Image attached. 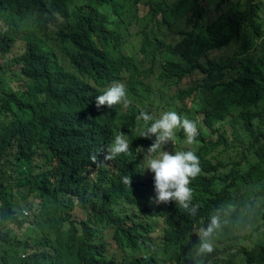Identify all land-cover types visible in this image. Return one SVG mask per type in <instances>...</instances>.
<instances>
[{
    "label": "trees",
    "instance_id": "obj_1",
    "mask_svg": "<svg viewBox=\"0 0 264 264\" xmlns=\"http://www.w3.org/2000/svg\"><path fill=\"white\" fill-rule=\"evenodd\" d=\"M205 1L0 0V56L19 72L0 77V264H264V0ZM34 12L42 36L23 27ZM114 82L130 106L98 109ZM167 108L201 125L196 147L165 146L200 159L194 216L151 202L140 149L155 137H140L137 117ZM121 132L132 153L105 161Z\"/></svg>",
    "mask_w": 264,
    "mask_h": 264
},
{
    "label": "clouds",
    "instance_id": "obj_2",
    "mask_svg": "<svg viewBox=\"0 0 264 264\" xmlns=\"http://www.w3.org/2000/svg\"><path fill=\"white\" fill-rule=\"evenodd\" d=\"M264 19V15L262 16ZM28 19H31L35 23V27H31L28 22L23 27L28 29H33L41 33L37 28V12H34ZM42 36V35H41ZM55 35L52 39L48 40L51 45L55 41ZM21 42L20 40H18ZM17 43V42H16ZM23 43V42H22ZM68 48H65L61 51V61L66 67H69L70 61L69 58L64 56ZM22 53L21 45L15 44L12 52L7 57H14L16 54ZM60 54V52H59ZM17 64L4 63V59L0 56V77L9 73L11 71L17 72ZM4 78V77H3ZM131 104V100L128 98L125 85L120 82H114L110 87H108L103 94L96 97V107L99 109L101 106L107 105L109 108L122 105L124 108H128ZM170 108L162 109L159 112L155 113H146L142 112L137 119H142V126L144 128L140 132V137L151 139L155 137L152 144L147 148L143 149V162L145 164V170L152 173V179L154 181L155 187V197L152 198L151 202L156 204L161 203H171L176 202V204L187 210L191 215H195L198 210V205L193 204L194 199V190L191 187L192 181L195 180L202 172L200 167V159L194 151H176L169 152L165 150V146L169 143H175L176 132L182 130L187 147L197 146L198 140L196 137L199 135L201 125H197L195 121L189 120L188 118H182L179 114L174 111H169ZM200 136V135H199ZM241 137L248 143L250 140V134L246 128L244 132H241ZM107 155H105L104 160H112L117 155L120 154H131V145L126 139L124 132L115 136L114 142L107 148ZM93 162H96V157L91 158ZM123 182L127 185L132 184L131 177H124ZM28 208V207H27ZM33 210V209H32ZM24 211V215L27 216L28 212ZM34 210L31 212L33 214ZM36 223L41 227L40 221L37 219ZM26 229V227L21 229H16L18 238L22 239L25 236L30 235L32 232V227ZM218 227V220L213 217L211 224L207 229L202 230L201 235V244L199 247L200 252L211 253L214 251L213 244L210 241V237L214 231V228ZM26 229V230H25ZM33 249H27L26 251H21V257L28 256ZM55 250L52 251V253ZM21 264L17 259L11 257L8 261V264L13 263Z\"/></svg>",
    "mask_w": 264,
    "mask_h": 264
},
{
    "label": "rangeland",
    "instance_id": "obj_3",
    "mask_svg": "<svg viewBox=\"0 0 264 264\" xmlns=\"http://www.w3.org/2000/svg\"><path fill=\"white\" fill-rule=\"evenodd\" d=\"M208 1H209V2H208ZM216 1H217V0H206L205 2L208 3L209 6H210L211 8H214ZM28 24H29L31 27H35V23H34L31 19L28 20ZM135 42H136V41H135ZM16 44H20V45H21V49H22V50L24 49V44H23L22 42L17 41ZM59 50H60V49H59ZM60 55H61V51H60ZM17 84H18V81L15 80L14 76H11V78H9V80H8V82H7L6 85L12 87V86H16ZM187 145H188V144L186 143V141H182L180 144H178L176 140H175V143L173 144V146L176 147V149H179V150L184 149ZM194 145H196V143H195ZM194 145H193V146H194ZM140 150L143 152V149H142V148H141ZM165 150H167V151H169V152H173V153L175 152V150H173V149H169V148H166V147H165ZM143 156H144V155H143ZM224 172H225V171H223V173H224ZM248 186L251 187V188H253V189H256V188H257V187H256L255 185H253V184H249ZM36 199H37V201H39L41 198H36ZM36 199H35V200H36ZM23 210H26V211L28 212L27 215H31V212L33 211L32 209L27 208V207H25V208L22 209V212L24 213ZM44 212H45V211H44ZM75 213H76L77 215H79L81 218H83V216H84V215H83V212H82V209H80L79 206L76 207ZM24 214H25V213H24ZM48 214H51V213H48ZM33 215H34V214H33ZM38 220L41 222L40 225H41L42 228L47 227L46 222L43 221V220H44V217L42 216L41 213H40V216L38 217ZM158 226H159V225H158ZM25 230H26V229H25ZM255 235H256V231L254 232L253 235H251L250 237H247V238H246V243H247V244H250V243L255 239ZM108 240L110 241V245H109V246H110V249H111L112 251L116 250V249H117V246H116L115 242L112 240V238H111L110 235H108ZM53 253H54V252H53ZM125 253H126V252H125ZM126 254H127V253H126ZM135 254L138 255V256H140V255H144L145 253H144V252H140V253H135ZM133 255H134V254H133ZM133 255H130V257H132Z\"/></svg>",
    "mask_w": 264,
    "mask_h": 264
}]
</instances>
